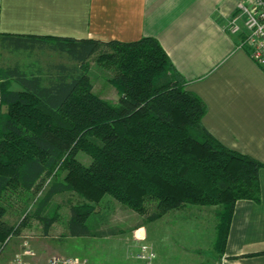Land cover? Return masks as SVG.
Segmentation results:
<instances>
[{"label":"trees","instance_id":"1","mask_svg":"<svg viewBox=\"0 0 264 264\" xmlns=\"http://www.w3.org/2000/svg\"><path fill=\"white\" fill-rule=\"evenodd\" d=\"M1 48L66 54L74 64L0 65V242L22 228L5 219L10 193L35 192L46 176L60 173L63 179H51L31 215L46 234L57 218L50 201L71 191L85 201L70 206L73 236L103 233L94 234L87 220L106 195L148 222L187 205L215 206V249L223 256L237 201L261 202L264 163L205 128V102L187 88L156 37L122 42L0 33ZM97 51V62L115 67L109 80L117 102L93 90L88 60ZM81 151L89 165L77 158Z\"/></svg>","mask_w":264,"mask_h":264},{"label":"crops","instance_id":"2","mask_svg":"<svg viewBox=\"0 0 264 264\" xmlns=\"http://www.w3.org/2000/svg\"><path fill=\"white\" fill-rule=\"evenodd\" d=\"M237 1L0 0V33L122 42L156 37L187 88L205 102V128L226 147L264 163V71L240 45L241 36L226 27L237 12ZM0 65L10 64L1 61ZM259 182L261 202L237 201L225 252L215 264H264V168L259 171ZM52 207L57 210L58 205L48 209ZM114 215L102 216L101 222L92 215L88 226L94 234L103 232L92 236L69 233L66 222L70 212L61 226H56L54 219L47 234L37 219L39 236L31 235L28 224L8 244L17 251L25 238L21 233L31 235L27 239L35 255L30 257V264H47L46 260L57 253L72 254L65 247L78 240L117 241L124 222L119 212ZM9 222L14 224L15 220ZM119 252L125 254L124 250Z\"/></svg>","mask_w":264,"mask_h":264},{"label":"rangeland","instance_id":"3","mask_svg":"<svg viewBox=\"0 0 264 264\" xmlns=\"http://www.w3.org/2000/svg\"><path fill=\"white\" fill-rule=\"evenodd\" d=\"M109 51L107 50V52ZM100 52L97 51L90 57L87 71L91 77L94 92L100 95L101 98L114 102L118 100V93L116 88L111 85L109 77L114 74L115 67L112 64L97 62ZM0 54V62L13 64L17 61L25 68L30 65L33 69L46 68L48 63L57 62L68 65L74 64V62L69 61L66 55L60 56L59 53H51L45 50L44 52L34 51L31 53L25 51L24 53L8 54L6 49L1 48ZM16 87L14 86L13 89H16ZM2 111H5L4 106ZM77 158L85 165H89L92 161L91 157L82 151L77 154ZM55 177L63 179V174L55 175L51 173V175L46 176L40 189L35 192L16 191L10 193L8 201L12 207H9L5 219L15 220L14 225L22 222L23 228L29 224L31 235L39 236L40 228L35 227L38 223L37 218L31 215L33 211H36L34 209L37 207L39 200L44 197L51 185V179ZM52 199L53 203H50L48 208L55 204L58 205L57 210H55L57 212L56 221L58 222L55 223L56 226L64 224L65 219L69 216L70 206L84 204L85 202L74 191L57 194ZM96 208L97 211L93 216L96 215L94 218H98L97 220H100V222L102 216L107 214L113 217L114 214L119 212L123 217L121 222H124V228L121 230L120 237L116 239L117 241L104 240L103 238L78 240V244L73 243L65 247L68 249L67 251H72V254L57 253L53 256L62 255L77 259L82 258L87 261L90 258V264H142L137 257L138 250L142 245H147L156 254L154 264H213L218 257L215 249L218 208L215 206L187 205L179 210L166 213L163 218L155 222L146 221L144 214L126 208L110 195L104 196ZM122 208L124 210H119ZM90 219L92 220V217L88 219V222ZM136 223L137 225L141 224V226L135 228L134 224ZM21 235H24L26 240L31 236L27 233H21ZM9 247V244L0 242V264H6L12 259L14 253L20 249L18 248L17 251L13 249V244ZM120 250H124L125 254L119 252ZM48 260H46L47 263Z\"/></svg>","mask_w":264,"mask_h":264},{"label":"built area","instance_id":"4","mask_svg":"<svg viewBox=\"0 0 264 264\" xmlns=\"http://www.w3.org/2000/svg\"><path fill=\"white\" fill-rule=\"evenodd\" d=\"M226 27L230 33L241 36L240 45L248 49L251 58L264 71V0H238L237 12L229 18ZM31 248L29 241L24 239L8 263L30 264V257L35 255ZM155 256V252L147 245H142L137 254L144 264H154ZM47 264H88V261L57 255L51 257Z\"/></svg>","mask_w":264,"mask_h":264}]
</instances>
